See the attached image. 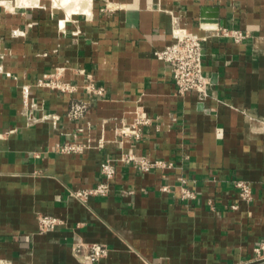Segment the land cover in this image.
<instances>
[{
    "label": "crops",
    "instance_id": "0c3cea01",
    "mask_svg": "<svg viewBox=\"0 0 264 264\" xmlns=\"http://www.w3.org/2000/svg\"><path fill=\"white\" fill-rule=\"evenodd\" d=\"M175 25L205 38L204 100L178 93L171 66L154 55ZM223 25L247 37L220 35ZM58 67L77 93L37 85ZM82 70L107 92L74 120L72 97L91 99ZM141 115L152 119L141 139L122 133ZM74 141L83 152L58 149ZM128 153L175 167L140 171L118 160L108 195H75L102 180L106 157ZM181 178L195 199L182 196ZM42 213L61 223L41 231ZM262 240L264 0L0 3V264H264L253 254ZM78 241L108 254L87 262Z\"/></svg>",
    "mask_w": 264,
    "mask_h": 264
},
{
    "label": "built area",
    "instance_id": "2783aa9c",
    "mask_svg": "<svg viewBox=\"0 0 264 264\" xmlns=\"http://www.w3.org/2000/svg\"><path fill=\"white\" fill-rule=\"evenodd\" d=\"M215 30L220 35L232 37L235 41L241 42L247 37V33L239 28H230L226 25L216 27ZM172 42L162 48L154 51L155 57L168 63L173 72V79L176 83L178 93L184 94L195 91L199 99L204 100L209 95L211 85L210 77L205 73L203 63V41L204 36L189 30L187 27L175 25L172 27ZM85 74L83 89L91 97L90 100H81L72 97L68 108V116L71 119L82 118L90 108L92 99L104 97L107 88L98 84L93 73L82 70ZM37 85L49 87L61 93H77L80 89L77 83L65 79L64 69L58 67L52 73H46L37 80ZM57 121L58 114L48 113L43 115ZM151 117L147 115L138 116L134 122L123 129L122 133L133 136L135 139H141L144 136L143 129L151 123ZM85 143L63 142L59 144L58 149L66 153L83 152L86 148ZM131 164L140 171H151L153 169H162L163 171L175 167V162L162 158H149L147 156H138L135 153H128L121 157H106L101 163L103 178L96 185L75 191V195L80 199H87L92 195H108L111 191L112 180L116 175V161ZM181 191L184 198L195 199L196 192L187 186V180L181 178ZM239 188V194L242 199L250 200L252 198V189L250 183L243 179L235 181ZM163 190H170L169 185H164ZM236 208L237 205H232ZM39 227L41 231H46L56 227L61 223V219L54 215L40 214L38 216ZM74 251L78 254L83 253L87 262H95L108 254V247L99 242L83 243L78 241L74 245ZM255 259H264V240L259 241L253 247Z\"/></svg>",
    "mask_w": 264,
    "mask_h": 264
},
{
    "label": "rangeland",
    "instance_id": "374dc122",
    "mask_svg": "<svg viewBox=\"0 0 264 264\" xmlns=\"http://www.w3.org/2000/svg\"><path fill=\"white\" fill-rule=\"evenodd\" d=\"M9 1V0H7ZM34 1L36 0H16V3L19 4V5H31L32 3H34ZM50 2H52V0H48ZM55 4H58L59 3V0H53Z\"/></svg>",
    "mask_w": 264,
    "mask_h": 264
},
{
    "label": "bare ground",
    "instance_id": "6f19581e",
    "mask_svg": "<svg viewBox=\"0 0 264 264\" xmlns=\"http://www.w3.org/2000/svg\"><path fill=\"white\" fill-rule=\"evenodd\" d=\"M61 1V0H60ZM76 1H78V0H63V3L64 4H68V3H70V2H76Z\"/></svg>",
    "mask_w": 264,
    "mask_h": 264
},
{
    "label": "clouds",
    "instance_id": "9594fccd",
    "mask_svg": "<svg viewBox=\"0 0 264 264\" xmlns=\"http://www.w3.org/2000/svg\"><path fill=\"white\" fill-rule=\"evenodd\" d=\"M0 3H4V0H0Z\"/></svg>",
    "mask_w": 264,
    "mask_h": 264
},
{
    "label": "water",
    "instance_id": "95a60500",
    "mask_svg": "<svg viewBox=\"0 0 264 264\" xmlns=\"http://www.w3.org/2000/svg\"><path fill=\"white\" fill-rule=\"evenodd\" d=\"M263 261H264V259H263Z\"/></svg>",
    "mask_w": 264,
    "mask_h": 264
}]
</instances>
